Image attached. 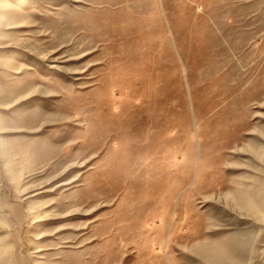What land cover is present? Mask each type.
Segmentation results:
<instances>
[{
  "label": "rangeland",
  "instance_id": "rangeland-1",
  "mask_svg": "<svg viewBox=\"0 0 264 264\" xmlns=\"http://www.w3.org/2000/svg\"><path fill=\"white\" fill-rule=\"evenodd\" d=\"M0 264H264V0H0Z\"/></svg>",
  "mask_w": 264,
  "mask_h": 264
},
{
  "label": "bare ground",
  "instance_id": "bare-ground-1",
  "mask_svg": "<svg viewBox=\"0 0 264 264\" xmlns=\"http://www.w3.org/2000/svg\"><path fill=\"white\" fill-rule=\"evenodd\" d=\"M213 253V252H212Z\"/></svg>",
  "mask_w": 264,
  "mask_h": 264
}]
</instances>
